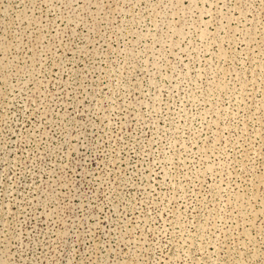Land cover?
<instances>
[{"label": "rangeland", "instance_id": "obj_1", "mask_svg": "<svg viewBox=\"0 0 264 264\" xmlns=\"http://www.w3.org/2000/svg\"><path fill=\"white\" fill-rule=\"evenodd\" d=\"M0 264H264V0H0Z\"/></svg>", "mask_w": 264, "mask_h": 264}]
</instances>
